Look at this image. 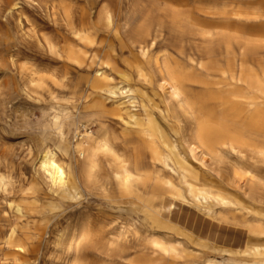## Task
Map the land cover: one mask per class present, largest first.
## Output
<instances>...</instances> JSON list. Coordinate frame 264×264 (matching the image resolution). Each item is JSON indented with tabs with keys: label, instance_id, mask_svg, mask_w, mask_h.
Segmentation results:
<instances>
[{
	"label": "bare ground",
	"instance_id": "6f19581e",
	"mask_svg": "<svg viewBox=\"0 0 264 264\" xmlns=\"http://www.w3.org/2000/svg\"><path fill=\"white\" fill-rule=\"evenodd\" d=\"M43 1L57 25L37 42L67 82L43 110L50 122L29 126L31 158L19 166L32 170L16 176V160L0 159V250L29 260L33 236L101 190L134 214L120 236H141L144 256L127 264H264V132L250 129L264 68L237 35L235 0ZM19 6L4 0L2 10ZM199 38L203 50L190 51ZM216 223L248 236L222 242ZM199 225L209 236H194ZM94 227L76 236H118Z\"/></svg>",
	"mask_w": 264,
	"mask_h": 264
},
{
	"label": "rangeland",
	"instance_id": "374dc122",
	"mask_svg": "<svg viewBox=\"0 0 264 264\" xmlns=\"http://www.w3.org/2000/svg\"><path fill=\"white\" fill-rule=\"evenodd\" d=\"M19 2V11L7 16L2 10L4 0H0V159H6L8 163L7 157L12 156L16 160V176L21 172L19 167H27L29 172L32 170L29 163L19 166L28 152L27 143L32 139L29 126L39 121L50 122V113L44 114L43 110L50 106L53 91L61 92L60 89L66 85L64 82H67L62 75L63 64L51 62L50 54L37 42L40 36L55 33L51 28L57 25L52 16L53 8L47 7L43 0ZM198 2L202 6L210 3L208 0ZM234 9L235 27L240 31L237 35L242 42L248 43V60L260 70L264 68V0H235ZM19 21L22 22L21 28ZM187 44L190 51L199 53L205 43L199 38ZM242 45L235 40L237 53L243 51ZM32 72L40 78L39 88L30 85L31 90L27 89L26 93L22 84L29 82ZM12 88L19 91L11 94ZM93 129L96 131L98 128L95 125ZM251 132L263 133L264 130ZM245 183V176L238 178L235 189L238 191ZM120 202V197L109 199L101 190H95L93 195L68 209L62 218L51 224V234L33 236L36 250L26 255L29 260L21 259L17 264H127L129 258L141 259L144 256L141 236L132 232L128 236H120V228H129L131 216L134 217ZM1 206L0 203V212ZM98 225L107 226L118 236H90L86 237V241L83 240L84 236H76L87 227L97 228ZM212 227L216 230L224 227V231L217 234L222 236V242L226 238L231 242L233 238L248 236L243 226L230 229L226 224L216 223ZM57 228L64 231V236H57ZM209 229L211 225H199L194 236H209ZM79 241L83 242L81 248L77 247ZM0 247L5 248L3 245ZM7 250H0V264L14 263L13 256Z\"/></svg>",
	"mask_w": 264,
	"mask_h": 264
},
{
	"label": "crops",
	"instance_id": "0c3cea01",
	"mask_svg": "<svg viewBox=\"0 0 264 264\" xmlns=\"http://www.w3.org/2000/svg\"><path fill=\"white\" fill-rule=\"evenodd\" d=\"M250 129L252 131L264 130V106L252 110L250 119Z\"/></svg>",
	"mask_w": 264,
	"mask_h": 264
}]
</instances>
